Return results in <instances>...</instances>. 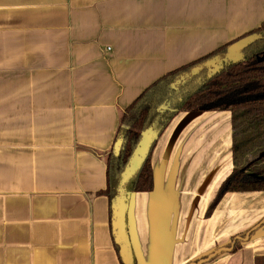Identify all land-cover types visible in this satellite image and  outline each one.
Segmentation results:
<instances>
[{
  "label": "crops",
  "instance_id": "1",
  "mask_svg": "<svg viewBox=\"0 0 264 264\" xmlns=\"http://www.w3.org/2000/svg\"><path fill=\"white\" fill-rule=\"evenodd\" d=\"M264 24V0H0V264H123L107 161L125 110L167 74ZM230 112L178 114L131 195L137 264H190L264 220V192L228 193ZM120 244L121 248L119 247ZM264 224L206 264H255Z\"/></svg>",
  "mask_w": 264,
  "mask_h": 264
},
{
  "label": "trees",
  "instance_id": "2",
  "mask_svg": "<svg viewBox=\"0 0 264 264\" xmlns=\"http://www.w3.org/2000/svg\"><path fill=\"white\" fill-rule=\"evenodd\" d=\"M257 35L240 50V60L224 59L233 45ZM215 57L221 59L220 68L211 73L213 67H206L205 63ZM196 68H201L198 73L193 72ZM215 111L232 114L234 170L220 186L207 218L228 193L264 192V24L213 54L167 74L123 113L108 157L107 189L103 192L109 198L112 219L115 203L119 197L124 198L130 259L123 264H137L128 235L127 210L132 194L154 190L151 158L158 140L178 114ZM148 131L153 133L148 151L123 185V176ZM261 222L235 238L227 250L237 252L241 243L246 239L248 242L264 224ZM255 264H264V257L256 258Z\"/></svg>",
  "mask_w": 264,
  "mask_h": 264
},
{
  "label": "water",
  "instance_id": "3",
  "mask_svg": "<svg viewBox=\"0 0 264 264\" xmlns=\"http://www.w3.org/2000/svg\"><path fill=\"white\" fill-rule=\"evenodd\" d=\"M251 38H247L245 40L240 41L239 43H236L235 45H233L230 50L228 55L225 57L226 59H230V57L232 55L237 54L246 44H248ZM221 61V59L219 57H215L211 60H209L208 62L205 63L206 67H214L217 65V63H219ZM201 68H196L193 72L194 73H198L200 71ZM152 131H148L144 134L143 139L138 147V149L136 150L135 154L133 155L131 162L123 176V185L126 184V182L130 179V177L134 174V172L136 171V169L139 167L141 161L143 160V158L145 157L148 148L150 146L151 143V139H152ZM118 203L120 204V208L118 209ZM125 204H124V198L123 196L119 197L117 202L114 205V216H113V230L114 233L117 237V241L121 244V246L123 247V256L125 259L130 258V251H129V244L127 242V238L125 235ZM264 220L261 222L263 223ZM258 226H256L257 228ZM247 240V239H246ZM230 250H218L216 252H214L213 254L209 255L207 258L200 260L199 262L196 263H190V264H206L208 262H210L211 260H213L217 255H219L222 252H228ZM129 260V259H128Z\"/></svg>",
  "mask_w": 264,
  "mask_h": 264
},
{
  "label": "rangeland",
  "instance_id": "4",
  "mask_svg": "<svg viewBox=\"0 0 264 264\" xmlns=\"http://www.w3.org/2000/svg\"><path fill=\"white\" fill-rule=\"evenodd\" d=\"M257 37H258V35H257V36H253V37L251 38L250 41L255 40ZM239 52H240V51H239ZM239 52H238L237 54H235V55H232V56L230 57V59H226V58H224V59H225V60L238 61V60H240V58H241V55H240ZM220 63H221V62L217 63V65L214 66V67L211 69L210 72L213 73L214 71H217V70L220 68ZM117 208H118V209L120 208V204H119V203H118Z\"/></svg>",
  "mask_w": 264,
  "mask_h": 264
}]
</instances>
